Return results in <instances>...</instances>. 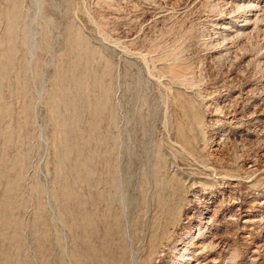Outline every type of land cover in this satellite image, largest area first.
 Returning a JSON list of instances; mask_svg holds the SVG:
<instances>
[{
  "label": "rangeland",
  "instance_id": "rangeland-1",
  "mask_svg": "<svg viewBox=\"0 0 264 264\" xmlns=\"http://www.w3.org/2000/svg\"><path fill=\"white\" fill-rule=\"evenodd\" d=\"M0 264H264V0H0Z\"/></svg>",
  "mask_w": 264,
  "mask_h": 264
}]
</instances>
